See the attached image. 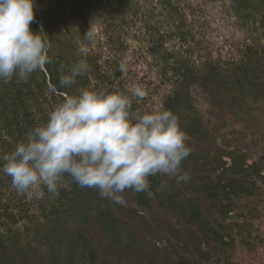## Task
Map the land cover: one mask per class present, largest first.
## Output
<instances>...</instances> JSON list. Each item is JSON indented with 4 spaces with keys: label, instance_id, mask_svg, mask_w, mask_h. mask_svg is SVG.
Segmentation results:
<instances>
[{
    "label": "trees",
    "instance_id": "trees-1",
    "mask_svg": "<svg viewBox=\"0 0 264 264\" xmlns=\"http://www.w3.org/2000/svg\"><path fill=\"white\" fill-rule=\"evenodd\" d=\"M33 3L52 62L0 81V166L65 95L139 84L133 110L170 111L189 137L188 178L151 177L152 195L126 192L122 206L67 176L58 195L28 199L0 171V264H234L264 250V0ZM81 59L90 71L61 87Z\"/></svg>",
    "mask_w": 264,
    "mask_h": 264
},
{
    "label": "clouds",
    "instance_id": "clouds-1",
    "mask_svg": "<svg viewBox=\"0 0 264 264\" xmlns=\"http://www.w3.org/2000/svg\"><path fill=\"white\" fill-rule=\"evenodd\" d=\"M34 7L33 0H0V81L4 83L13 78L27 82L52 62L43 29L39 33L30 29ZM95 35L91 25L84 37L91 41ZM86 54L84 47L78 49V55ZM119 70H128L126 61ZM89 71L81 59L60 77L59 84L69 88ZM147 96L139 84L125 91L79 89L76 95H65L46 122L2 157L0 171L11 178L17 194L28 199H42L44 189L58 195L67 176L78 186L95 190L101 199L122 206L126 192L151 196V177L186 182L188 174L181 166L191 154L189 137L170 111H134V102ZM167 186L161 181L158 190Z\"/></svg>",
    "mask_w": 264,
    "mask_h": 264
},
{
    "label": "rangeland",
    "instance_id": "rangeland-1",
    "mask_svg": "<svg viewBox=\"0 0 264 264\" xmlns=\"http://www.w3.org/2000/svg\"><path fill=\"white\" fill-rule=\"evenodd\" d=\"M234 264H264V250L258 248L255 252L247 253L239 250L235 253Z\"/></svg>",
    "mask_w": 264,
    "mask_h": 264
}]
</instances>
